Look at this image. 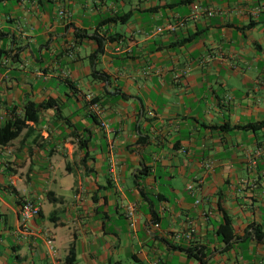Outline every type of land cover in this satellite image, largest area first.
<instances>
[{
    "label": "crops",
    "instance_id": "crops-1",
    "mask_svg": "<svg viewBox=\"0 0 264 264\" xmlns=\"http://www.w3.org/2000/svg\"><path fill=\"white\" fill-rule=\"evenodd\" d=\"M28 104L0 264H264V0H0V128Z\"/></svg>",
    "mask_w": 264,
    "mask_h": 264
},
{
    "label": "trees",
    "instance_id": "trees-1",
    "mask_svg": "<svg viewBox=\"0 0 264 264\" xmlns=\"http://www.w3.org/2000/svg\"><path fill=\"white\" fill-rule=\"evenodd\" d=\"M100 51L101 50L98 49L95 54ZM47 106L48 104H28L24 108V115L22 117L12 116V118L8 120L2 128H0V146H4L10 141L16 139L20 135L21 131L26 127V121H36L40 111ZM255 127L256 126H252V128ZM75 260V250L72 245L69 249L65 264H74Z\"/></svg>",
    "mask_w": 264,
    "mask_h": 264
},
{
    "label": "built area",
    "instance_id": "built-area-1",
    "mask_svg": "<svg viewBox=\"0 0 264 264\" xmlns=\"http://www.w3.org/2000/svg\"><path fill=\"white\" fill-rule=\"evenodd\" d=\"M196 12H204L206 16L212 17L213 11L211 10H200V8L195 9ZM62 14V13H61ZM88 99L91 100V96H88ZM1 156V153H0ZM39 207L36 203L31 200L25 199L22 200L19 204V214H20V223L21 225H25L28 221L35 218L39 214ZM125 217L128 222V226L130 228H134L136 226V213L137 206L135 203H129L124 207ZM48 247L51 253L54 252V246L52 242H48Z\"/></svg>",
    "mask_w": 264,
    "mask_h": 264
}]
</instances>
